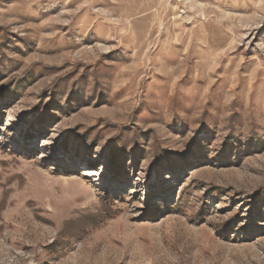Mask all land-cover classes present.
<instances>
[{
    "label": "rangeland",
    "instance_id": "obj_1",
    "mask_svg": "<svg viewBox=\"0 0 264 264\" xmlns=\"http://www.w3.org/2000/svg\"><path fill=\"white\" fill-rule=\"evenodd\" d=\"M0 264H264V0H0Z\"/></svg>",
    "mask_w": 264,
    "mask_h": 264
},
{
    "label": "bare ground",
    "instance_id": "obj_2",
    "mask_svg": "<svg viewBox=\"0 0 264 264\" xmlns=\"http://www.w3.org/2000/svg\"><path fill=\"white\" fill-rule=\"evenodd\" d=\"M89 175H90V176H92V175H95V173H94V172H92V173H90Z\"/></svg>",
    "mask_w": 264,
    "mask_h": 264
}]
</instances>
